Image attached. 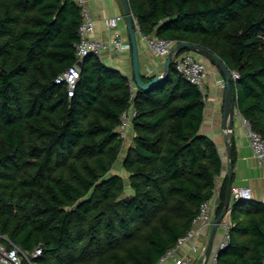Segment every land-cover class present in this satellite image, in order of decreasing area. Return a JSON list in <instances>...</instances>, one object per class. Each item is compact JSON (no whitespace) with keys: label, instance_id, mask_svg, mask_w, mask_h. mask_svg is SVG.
<instances>
[{"label":"trees","instance_id":"trees-1","mask_svg":"<svg viewBox=\"0 0 264 264\" xmlns=\"http://www.w3.org/2000/svg\"><path fill=\"white\" fill-rule=\"evenodd\" d=\"M128 2L142 35L204 47L238 73L235 107L264 137V0ZM81 21L74 0H0V241L40 246L35 264H156L212 201L223 170L200 132L204 94L172 59L162 81L131 99L133 77L94 54L77 58ZM72 65L80 75L68 97L54 80ZM131 104L125 149L118 126ZM226 190L227 177L216 218ZM227 210L218 261L264 264V205L238 199Z\"/></svg>","mask_w":264,"mask_h":264},{"label":"crops","instance_id":"crops-1","mask_svg":"<svg viewBox=\"0 0 264 264\" xmlns=\"http://www.w3.org/2000/svg\"><path fill=\"white\" fill-rule=\"evenodd\" d=\"M85 6L94 21V30L91 33V37L98 40L111 39L113 30L108 27L107 19L118 15L124 16L122 1L86 0ZM117 31H119L122 37L129 43L125 18L119 21ZM136 40L142 73L146 76H150L161 72L165 58L155 56L153 52L148 49L145 40L137 32ZM102 61L108 67L117 69L128 77H133L130 43L120 52L104 57ZM205 63L207 64V76L203 86L205 105L200 132L214 141L223 163V170L217 181L215 195L210 205H215L218 201L221 184L226 177L228 179L229 147L231 150V143L234 146V158L232 155V188H249L250 197L247 200L264 205V161L257 158L251 151L246 140L245 127L242 124L240 116L237 115L236 107L235 115L237 116L234 119L233 130L229 134V138H226L222 130L224 91L219 83V81L223 80V76L215 66V68H212V64L209 62ZM133 134L134 131L132 126L128 130L126 141H124L125 149L131 144ZM232 202L233 199L231 197L230 203ZM210 229L211 227L202 228L200 232H197L193 238L176 251V255L190 254L191 245H196L199 249L203 246L206 247ZM222 232L223 228L219 225L213 238L211 250L217 245L222 236ZM202 259L203 256L198 252L190 264H201ZM159 264H175V262L173 257L169 256Z\"/></svg>","mask_w":264,"mask_h":264},{"label":"built area","instance_id":"built-area-1","mask_svg":"<svg viewBox=\"0 0 264 264\" xmlns=\"http://www.w3.org/2000/svg\"><path fill=\"white\" fill-rule=\"evenodd\" d=\"M81 7L82 21L79 25V41L76 44V56L81 60L88 54H94L103 59L106 56H111L123 50L129 43L122 37L121 33L117 31V26L120 20L124 19V16H113L107 19L108 27L113 30V36L109 40H98L91 37V33L94 30V21L85 6L86 0H74ZM133 17V16H132ZM134 23L135 19L133 18ZM136 32L145 40L148 49L153 52L155 56L165 58L173 47L176 45L174 40L160 38L157 36H145L142 35L137 25L135 24ZM174 68L183 77H185L190 83L199 87L203 92V86L205 78L207 76V64L205 61L198 59L196 55L191 52H183L179 55L173 56ZM80 75L79 67L77 65L69 66L61 74L55 78V83H62L66 87L68 97H71L74 93L78 78ZM238 73L231 72V78L235 81L238 78ZM222 88L224 86V80L219 81ZM137 86L133 81L130 83V97L135 96ZM137 115V110L131 104L120 115V123L118 126L119 137L125 140L128 136V130L133 125V120ZM237 115L240 116L242 124L245 127V136L247 143L253 152V154L264 161V137L258 132L251 129L247 120L241 116L237 110ZM236 115V116H237ZM231 196L233 200L249 199L250 189L247 187H235L232 188ZM215 216V205H210L208 202H204L201 205L199 215L193 221V227L188 230L185 235L179 238L177 245L172 250H169L160 260L156 263L163 262L167 257H173L175 264H190L192 259L199 252L204 255L205 246L199 249L196 245H191L190 254L176 255L184 244H186L193 236L200 232L202 228L212 227ZM223 228L222 236L217 245L210 251L206 264H221L218 261V253L224 249L229 242V211L227 210L222 218L220 224ZM6 243L0 241V264H35L31 261V257H36L41 254V247H36L31 253H27L20 247L12 243L7 237L2 236Z\"/></svg>","mask_w":264,"mask_h":264},{"label":"water","instance_id":"water-1","mask_svg":"<svg viewBox=\"0 0 264 264\" xmlns=\"http://www.w3.org/2000/svg\"><path fill=\"white\" fill-rule=\"evenodd\" d=\"M124 10V18L127 25L128 31V39L130 43L131 49V57H132V76L133 82L137 86L138 89L147 90L149 88L154 87L157 83L162 81L168 74L169 66L172 62L173 56L179 52L182 48L187 49L188 51L193 52L196 55H200L201 57L205 58L206 60L212 62L214 66L221 72L224 80V98H223V109H222V130L226 138H229V134L233 130L234 119L235 115V98L232 95L231 89V71L227 68V66L216 56L213 52L209 51L208 49L198 46L196 44H192L186 41H182L177 43L170 53L165 57L163 69L161 72L154 75L148 82H144L142 77L144 74L141 71L140 64H139V54H138V46L136 40V30H135V23L132 17V13L130 10L128 0H121ZM232 152L229 147V171H228V179H227V190H226V199L225 205L222 209L221 213L215 219L209 233L208 241L205 247L203 259L201 264H206L208 256L211 251L213 238L215 232L224 217V214L228 208L231 192H232Z\"/></svg>","mask_w":264,"mask_h":264},{"label":"rangeland","instance_id":"rangeland-1","mask_svg":"<svg viewBox=\"0 0 264 264\" xmlns=\"http://www.w3.org/2000/svg\"><path fill=\"white\" fill-rule=\"evenodd\" d=\"M195 55H196V54H195ZM196 57H197L198 59L203 60V61L206 60L205 58L201 57L200 55H196ZM205 62H209L210 64H212L211 67H212V68H215V67H214V64H213L212 62H210V61H208V60H206ZM124 141H126V139H125ZM123 156H124V153L122 152V154H120L118 160L115 162L114 167H113V169H112L111 172H118L119 170H121V161H122ZM121 173H122V175L124 176V181H125V183H127V176L125 175L126 173H124L123 171H122Z\"/></svg>","mask_w":264,"mask_h":264}]
</instances>
